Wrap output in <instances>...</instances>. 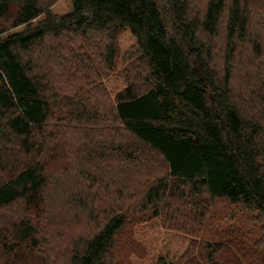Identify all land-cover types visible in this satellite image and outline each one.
Segmentation results:
<instances>
[{"label":"trees","instance_id":"obj_1","mask_svg":"<svg viewBox=\"0 0 264 264\" xmlns=\"http://www.w3.org/2000/svg\"><path fill=\"white\" fill-rule=\"evenodd\" d=\"M198 1L0 0V264H264V0Z\"/></svg>","mask_w":264,"mask_h":264},{"label":"rangeland","instance_id":"obj_2","mask_svg":"<svg viewBox=\"0 0 264 264\" xmlns=\"http://www.w3.org/2000/svg\"><path fill=\"white\" fill-rule=\"evenodd\" d=\"M196 1V0H195ZM202 0H200V1H198V2H201ZM133 182H134V185L136 184V180L134 179L133 180ZM53 198H55V199H53V200H51V204L52 205H54L55 206V209H56V215H58V217H60V219H64V217H65V215H64V212H62V211H57V208H56V205H55V202H56V200L58 199V197L56 198V195L53 197ZM129 264V263H128Z\"/></svg>","mask_w":264,"mask_h":264}]
</instances>
